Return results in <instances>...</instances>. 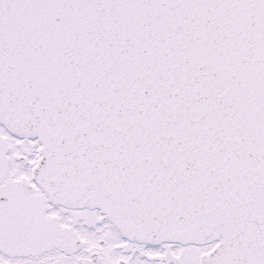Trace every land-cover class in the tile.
<instances>
[{
    "label": "snow or ice",
    "instance_id": "1",
    "mask_svg": "<svg viewBox=\"0 0 264 264\" xmlns=\"http://www.w3.org/2000/svg\"><path fill=\"white\" fill-rule=\"evenodd\" d=\"M0 264H264V0H0Z\"/></svg>",
    "mask_w": 264,
    "mask_h": 264
}]
</instances>
